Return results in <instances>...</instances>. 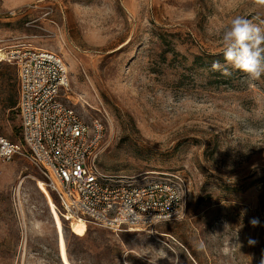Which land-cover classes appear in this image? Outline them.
<instances>
[{
  "label": "rangeland",
  "instance_id": "1",
  "mask_svg": "<svg viewBox=\"0 0 264 264\" xmlns=\"http://www.w3.org/2000/svg\"><path fill=\"white\" fill-rule=\"evenodd\" d=\"M236 16L264 26V5L0 0V45L62 56L68 103L103 122L102 169L135 183L180 175L185 204L182 218L133 230L71 222L41 169L16 156L0 166V264H261L264 75L249 80L218 55ZM14 94L17 67L0 61V135L19 141Z\"/></svg>",
  "mask_w": 264,
  "mask_h": 264
},
{
  "label": "built area",
  "instance_id": "2",
  "mask_svg": "<svg viewBox=\"0 0 264 264\" xmlns=\"http://www.w3.org/2000/svg\"><path fill=\"white\" fill-rule=\"evenodd\" d=\"M15 14V11L12 12ZM18 74L19 141L0 135V166L16 156L37 165L70 219L123 230L180 219L183 193L171 174L144 182L119 179L98 162L104 124H92L68 103L69 69L62 56L26 42L0 45V61Z\"/></svg>",
  "mask_w": 264,
  "mask_h": 264
},
{
  "label": "clouds",
  "instance_id": "3",
  "mask_svg": "<svg viewBox=\"0 0 264 264\" xmlns=\"http://www.w3.org/2000/svg\"><path fill=\"white\" fill-rule=\"evenodd\" d=\"M257 3L264 5V0H257ZM218 35L227 65L245 73L249 80H258L264 75V26L244 16H236ZM211 68L230 75L219 60L213 61ZM252 223L255 225L257 221ZM261 264H264V259Z\"/></svg>",
  "mask_w": 264,
  "mask_h": 264
},
{
  "label": "trees",
  "instance_id": "4",
  "mask_svg": "<svg viewBox=\"0 0 264 264\" xmlns=\"http://www.w3.org/2000/svg\"><path fill=\"white\" fill-rule=\"evenodd\" d=\"M218 55H220L221 57H223V52L222 53H220V54H218ZM199 56L197 57V60H199ZM17 103H18V95H12L11 97H10V99H9V101H8V108L10 109V111L14 114V113H16V111L15 110H17V108H16V106H17ZM17 113H18V111H17ZM18 115H19V113H18Z\"/></svg>",
  "mask_w": 264,
  "mask_h": 264
},
{
  "label": "bare ground",
  "instance_id": "5",
  "mask_svg": "<svg viewBox=\"0 0 264 264\" xmlns=\"http://www.w3.org/2000/svg\"><path fill=\"white\" fill-rule=\"evenodd\" d=\"M47 187H48V186H47ZM48 188H49V187H48ZM72 220H73V219H72ZM74 220H75V219H74ZM76 221H79V222H81V223H85V222H87V221H86L85 219H83V218H82V219H79V220L76 219ZM73 222H74V221H73ZM79 222H78V223H79Z\"/></svg>",
  "mask_w": 264,
  "mask_h": 264
}]
</instances>
